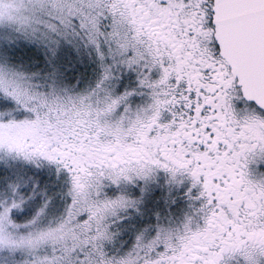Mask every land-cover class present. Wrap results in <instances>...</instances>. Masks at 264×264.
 I'll list each match as a JSON object with an SVG mask.
<instances>
[{
	"label": "snow or ice",
	"instance_id": "6c2138e0",
	"mask_svg": "<svg viewBox=\"0 0 264 264\" xmlns=\"http://www.w3.org/2000/svg\"><path fill=\"white\" fill-rule=\"evenodd\" d=\"M0 264H264V0H0Z\"/></svg>",
	"mask_w": 264,
	"mask_h": 264
}]
</instances>
